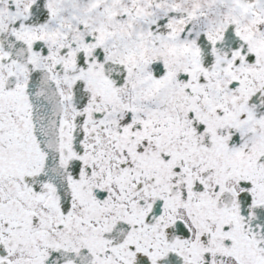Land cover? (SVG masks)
<instances>
[{
  "label": "snow or ice",
  "instance_id": "snow-or-ice-1",
  "mask_svg": "<svg viewBox=\"0 0 264 264\" xmlns=\"http://www.w3.org/2000/svg\"><path fill=\"white\" fill-rule=\"evenodd\" d=\"M0 264H264V0H0Z\"/></svg>",
  "mask_w": 264,
  "mask_h": 264
}]
</instances>
